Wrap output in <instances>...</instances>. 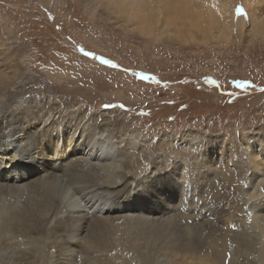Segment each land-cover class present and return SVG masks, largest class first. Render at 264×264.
Wrapping results in <instances>:
<instances>
[{
  "label": "bare ground",
  "instance_id": "6f19581e",
  "mask_svg": "<svg viewBox=\"0 0 264 264\" xmlns=\"http://www.w3.org/2000/svg\"><path fill=\"white\" fill-rule=\"evenodd\" d=\"M221 1L96 0L108 17L118 13L128 27L156 25L160 37L243 28L246 19ZM245 1L264 38L260 6ZM6 45L0 47V264H264V136L244 139L247 175L244 153L215 134H172L169 153L150 158L147 139L125 131L117 118L28 99L37 79L26 70L35 65L15 52L17 45ZM72 81L64 83L70 94ZM141 156L147 173L131 168ZM219 176L243 182L244 198H226ZM189 236L195 244L185 242Z\"/></svg>",
  "mask_w": 264,
  "mask_h": 264
},
{
  "label": "rangeland",
  "instance_id": "374dc122",
  "mask_svg": "<svg viewBox=\"0 0 264 264\" xmlns=\"http://www.w3.org/2000/svg\"><path fill=\"white\" fill-rule=\"evenodd\" d=\"M221 2L246 19L243 28L207 26L160 37L156 25L128 27L117 21L120 14L108 17L96 0H0V47L17 45L15 52L35 65L26 70L37 79L28 99L84 117L117 118L125 131L147 139L150 158L168 154L173 135L194 132L232 142L245 162L244 139L264 136V38L245 0ZM252 4L264 19V1ZM72 78L73 95L64 84ZM186 150L181 145L179 152ZM44 152L61 158L60 151ZM145 159L132 170L147 173ZM219 179L226 198L243 197V182ZM189 237L185 242L195 244ZM50 250L59 257L58 247Z\"/></svg>",
  "mask_w": 264,
  "mask_h": 264
}]
</instances>
